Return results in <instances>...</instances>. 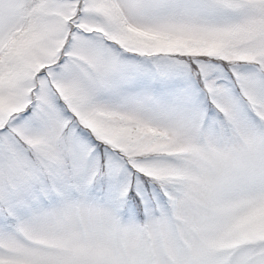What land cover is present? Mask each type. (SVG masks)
<instances>
[{
  "label": "snow or ice",
  "instance_id": "6c2138e0",
  "mask_svg": "<svg viewBox=\"0 0 264 264\" xmlns=\"http://www.w3.org/2000/svg\"><path fill=\"white\" fill-rule=\"evenodd\" d=\"M0 264H264V0H0Z\"/></svg>",
  "mask_w": 264,
  "mask_h": 264
}]
</instances>
